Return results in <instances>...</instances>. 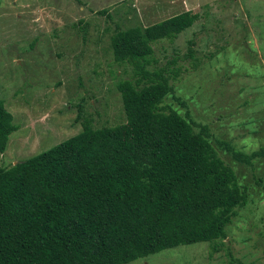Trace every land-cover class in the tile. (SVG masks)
I'll return each instance as SVG.
<instances>
[{
  "label": "rangeland",
  "instance_id": "obj_1",
  "mask_svg": "<svg viewBox=\"0 0 264 264\" xmlns=\"http://www.w3.org/2000/svg\"><path fill=\"white\" fill-rule=\"evenodd\" d=\"M183 11L199 16L174 38L154 41L146 69L174 89L161 106L208 125L247 203L224 239L127 264H264V158L250 167L215 143L225 139L246 152L264 146V0H0V100L18 127L0 152V167L77 134L87 121L94 128L124 123L116 83L140 75L114 60L112 36Z\"/></svg>",
  "mask_w": 264,
  "mask_h": 264
},
{
  "label": "trees",
  "instance_id": "obj_2",
  "mask_svg": "<svg viewBox=\"0 0 264 264\" xmlns=\"http://www.w3.org/2000/svg\"><path fill=\"white\" fill-rule=\"evenodd\" d=\"M198 16L183 11L112 36L114 60L140 75L116 83L124 123L94 128L87 121L77 134L0 167V264H127L226 237L247 192L208 125L161 106L174 89L144 60L154 41L174 38ZM17 128L0 100V152ZM215 143L250 167L264 158V146L246 152L225 139Z\"/></svg>",
  "mask_w": 264,
  "mask_h": 264
}]
</instances>
